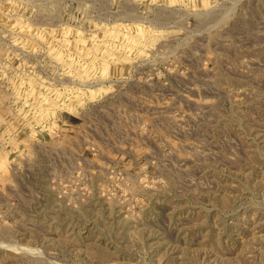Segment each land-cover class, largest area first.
<instances>
[{
	"label": "rangeland",
	"instance_id": "374dc122",
	"mask_svg": "<svg viewBox=\"0 0 264 264\" xmlns=\"http://www.w3.org/2000/svg\"><path fill=\"white\" fill-rule=\"evenodd\" d=\"M0 264H264V0H0Z\"/></svg>",
	"mask_w": 264,
	"mask_h": 264
},
{
	"label": "bare ground",
	"instance_id": "6f19581e",
	"mask_svg": "<svg viewBox=\"0 0 264 264\" xmlns=\"http://www.w3.org/2000/svg\"><path fill=\"white\" fill-rule=\"evenodd\" d=\"M92 95V94H91ZM97 96V95H96Z\"/></svg>",
	"mask_w": 264,
	"mask_h": 264
}]
</instances>
